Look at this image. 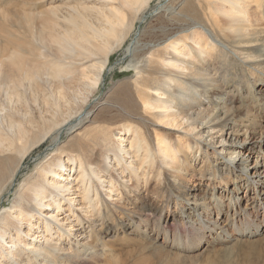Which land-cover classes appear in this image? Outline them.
I'll list each match as a JSON object with an SVG mask.
<instances>
[{"label": "bare ground", "instance_id": "bare-ground-1", "mask_svg": "<svg viewBox=\"0 0 264 264\" xmlns=\"http://www.w3.org/2000/svg\"><path fill=\"white\" fill-rule=\"evenodd\" d=\"M75 1L49 6L38 26L29 16L20 19L30 33L37 31L33 37L47 55L22 37L7 39L14 50L7 51L10 67L0 69V199L14 188L11 203L0 209V264H102L105 235L124 225L148 230L155 212L140 196L142 186L162 178L178 193L181 185L166 176L168 166L182 169L173 175L180 180L190 173L212 176L210 191L185 193L192 218L208 204L220 213L234 201L237 227L256 233L264 217L255 221L252 209L242 210L239 193L250 185L264 212V119L252 108L264 115V78L251 79L230 49L251 42L241 49L264 56V28L234 18L240 3L256 0H166L152 9V0H81L95 5L79 9ZM133 34L126 49L138 76L111 96L92 99L110 54ZM184 51L193 61L180 58ZM24 53L43 60L29 63ZM179 61L186 72L173 73ZM244 86L252 106L234 102L232 92ZM162 98L201 125L200 158L188 155L194 141L183 140L186 132ZM173 133L180 136L173 140ZM44 144L51 148L18 179L25 159ZM199 164L205 166L197 170ZM188 180L181 183L185 190ZM231 180L236 185L226 196L220 184Z\"/></svg>", "mask_w": 264, "mask_h": 264}, {"label": "rangeland", "instance_id": "rangeland-1", "mask_svg": "<svg viewBox=\"0 0 264 264\" xmlns=\"http://www.w3.org/2000/svg\"><path fill=\"white\" fill-rule=\"evenodd\" d=\"M159 1L163 3V1L165 2L166 0H152L150 3L151 9L156 7ZM256 2H258V6L255 4ZM256 2L243 1L240 3L238 8L241 12L234 17L237 18L243 26H247L250 29L256 27L264 28V0H256ZM77 4L90 7L95 5V2L79 0L72 2L71 5L78 8ZM52 5H63V0H34L31 6L20 0H0L1 70L10 67V64L7 61V51L11 52L14 48H11L10 50L8 49L7 39L11 35L22 37L24 45L29 44L34 48L36 53L41 51L43 54L47 55L46 49L39 46L38 42L33 37L37 35V31L32 29V33H30L29 30L20 23V19L23 16H29L32 18L34 26H38V21L40 19L47 18L44 11ZM226 17L227 15L223 17L221 16V19L225 22L227 20ZM150 18L151 15L148 19ZM145 25L146 23H138L137 26L144 28ZM222 31L232 34V32L227 28H223ZM238 34L239 32L233 33V35ZM133 37L134 34L132 37L130 36L127 39L124 46L115 48V51L110 54L108 69L104 72V80L102 85L99 84L97 86V91L94 95L95 97L93 96L92 99L105 96V94H109V96H111L113 94L112 92H116L121 88L120 86L123 87L128 84L130 80L138 76L135 69H133L134 61H132L129 52L127 53L126 49L128 43L132 41ZM39 43L50 45V41H42ZM245 45L243 43L236 45L234 48H230L232 54L243 62L246 69L245 72H251V79L255 76L259 77V79L264 78V63L259 61V59L264 58V56L259 58L248 56L247 53H245L247 51H243L242 49H250L253 43L250 42ZM35 57L38 58V60H43L42 55L35 56L31 53H24L21 56L22 60L29 63L32 62ZM47 58L51 59V56ZM180 58L184 61H193L189 58L186 51H184L183 55H180ZM175 64L176 68H173V70H175L173 73L186 72L184 71L185 67L183 62L179 61ZM60 68H62V66ZM42 77L46 76L43 74ZM165 79L168 78L164 77V80ZM121 80L126 81L125 83H121L122 85L117 84V82H120ZM170 83L172 84L170 87H176L177 85V82L171 81ZM245 89L247 90V86L242 88L240 94H237L234 91L232 92L234 102L245 105L247 100V103L252 106L253 103L251 104L250 98L243 96V93L246 91ZM262 93L264 94V90H262ZM162 99L167 103L166 113L177 118V121L180 124L178 130H185L184 132H186V134L180 133L182 135H186L183 140L189 139L192 142L194 141L193 146L188 151V155L190 157L200 158L201 153H203L204 145L202 142L204 135L202 133L201 125L193 123L188 116L182 114L181 116L178 114V109L174 107V103L171 102L169 98ZM0 103H2L1 100ZM252 108L253 111L256 109V112L261 117L263 116V120V111L257 109L256 106ZM177 133L179 134V131ZM177 133L172 134L173 140L175 136L178 135ZM244 136L245 135L242 134V137ZM64 138L65 137H63V139ZM50 148L51 147H47L44 144L40 148L35 149L31 155L25 159L18 174V179L22 178L26 175V173L32 170L37 160H39V158L43 156L44 152L46 153ZM212 164L215 163H211V165ZM204 166V164L202 166L199 164L196 166V169L198 170L200 167L203 168ZM166 171H168L166 176L170 179V181L176 183L177 185H181L180 188L176 186L179 194L176 193L177 191H173V188H175L173 185L171 186L167 181L164 182L162 178L159 180H149L148 183L142 186L139 194L141 197H144V201H146L152 211L155 212V214L151 216L148 230L146 233L142 234L136 231H130L124 225L120 226L115 233L112 234V236L111 234L105 235L104 240L106 243L108 242V244L106 256L101 261L102 264H264L263 221L256 233L250 230V228L246 229V227L239 229L237 227V223L239 222L233 221V219L236 218L234 212L238 210L237 207L232 209L234 201H232L231 205L228 204V206H226L220 213L216 207L208 204L205 212H203L200 216L198 215L199 217L195 216L192 218V211H190L192 205L187 202L186 198L188 196L185 193L193 192L194 188L198 189L197 191L200 193L210 191L209 188L214 185L211 180L212 176L207 175L199 177L198 173H190L189 175L186 174L181 176L180 180V176L174 178L173 175L181 174V168H176L175 170L168 166ZM185 178L189 179L187 181L186 190L181 184L185 181ZM235 185L236 182L231 180L226 184H220V187L222 186L225 188L223 192L225 193L224 195L227 196L231 194ZM13 188V186L11 187V190L9 188V193L0 199V209L2 206H8L11 203L10 197L13 192ZM249 189L250 185L246 189L244 185L241 188V192L239 193L241 196L240 208L244 210L249 207L252 209L254 217L256 215L254 220L261 221L260 219L264 217L263 209H260L258 206V198L255 192L253 190L249 191ZM134 193L137 192L134 191ZM261 204H263V202ZM190 215L191 217L189 218ZM118 216V219H120L121 214H118ZM190 219L193 220L190 221ZM212 220L217 223L211 224L208 228L207 225ZM223 229H227V231L222 233ZM159 230H162V233L156 236V231ZM163 234H165L167 239ZM107 237L109 239H107Z\"/></svg>", "mask_w": 264, "mask_h": 264}]
</instances>
